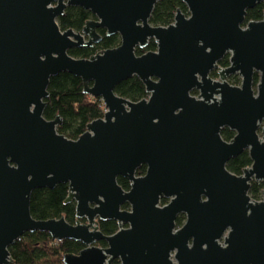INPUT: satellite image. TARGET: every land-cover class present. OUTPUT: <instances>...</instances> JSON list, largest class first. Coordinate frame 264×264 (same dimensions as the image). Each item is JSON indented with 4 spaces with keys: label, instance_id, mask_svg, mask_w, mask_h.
I'll list each match as a JSON object with an SVG mask.
<instances>
[{
    "label": "water",
    "instance_id": "95a60500",
    "mask_svg": "<svg viewBox=\"0 0 264 264\" xmlns=\"http://www.w3.org/2000/svg\"><path fill=\"white\" fill-rule=\"evenodd\" d=\"M158 1L0 0V264H13L10 245L35 231L84 244L64 264H264V190L260 200L249 195L252 181H264V13L246 19L264 0H183L188 14L178 9L167 26L150 22ZM68 6L95 18L62 30ZM99 28L120 44L70 55L99 43ZM150 41L156 50L138 55ZM228 53L229 66L219 67ZM60 72L80 77L106 108L77 139L58 132L60 115L44 116ZM236 73L240 86L227 81ZM133 76L148 93L136 102L115 92ZM224 127L235 132L229 141ZM246 150L252 164L231 172L229 160ZM59 183H68L75 224L31 214L33 191ZM162 197L171 200L160 206ZM180 213L186 222L175 230ZM106 220L119 230L103 233Z\"/></svg>",
    "mask_w": 264,
    "mask_h": 264
},
{
    "label": "trees",
    "instance_id": "16d2710c",
    "mask_svg": "<svg viewBox=\"0 0 264 264\" xmlns=\"http://www.w3.org/2000/svg\"><path fill=\"white\" fill-rule=\"evenodd\" d=\"M178 9L187 13V6L183 0H159L152 12L150 22L157 26H167L174 20V15ZM264 13V4L259 3L254 8L248 10L246 19L261 20ZM95 16L89 11L78 6H68L65 12L58 17V24L62 30L72 28L81 30L85 22ZM103 36L102 40L91 48H71L70 55L77 58H88L98 51L113 48L120 44L119 35L107 36L103 28L98 29ZM149 50H156V43L151 41L146 49L137 48L136 53L141 55ZM219 64L227 66L228 56L224 57ZM259 80V74H254V83ZM232 83H238L239 78L233 76ZM49 96L45 99L46 107L44 116L47 119H54L57 115L62 117V123L58 126V132L68 138L77 139L87 129V124L104 115L105 105L100 98L92 97L84 93L82 79L69 72H60L52 76L48 87ZM116 94L138 101L146 97L145 85L139 77L133 76L122 81L115 88ZM225 140H230L234 136V131L225 127L221 132ZM252 160L249 152L244 151L232 158L227 168L235 173L242 174L245 167L250 166ZM144 171V167L139 169V173ZM119 184L128 188L126 179L118 177ZM264 181H252L249 195L254 200H260L263 196ZM68 183H59L55 188H37L31 196V214L35 219L60 218L62 216L72 224L76 223L75 203H65L68 196ZM181 222V219L178 221ZM100 229L111 234L118 227L115 221L107 220L99 223ZM100 245L105 242L101 241ZM84 244L80 241L65 239L62 241L53 240L48 232L35 231L26 232L21 238L10 245L9 251L13 259V264H64L63 255L66 253H78L83 249ZM118 263V262H116Z\"/></svg>",
    "mask_w": 264,
    "mask_h": 264
},
{
    "label": "flooded vegetation",
    "instance_id": "af4514ba",
    "mask_svg": "<svg viewBox=\"0 0 264 264\" xmlns=\"http://www.w3.org/2000/svg\"><path fill=\"white\" fill-rule=\"evenodd\" d=\"M264 4V3H263ZM177 12V11H176ZM185 13V12H184ZM176 14V13H175ZM185 14H188V9H187V13H185ZM174 17H175V15H174ZM95 18V17H94ZM94 18H92V19H94ZM89 20H91V19H89ZM174 21V20H173ZM84 26V25H83ZM100 29V28H99ZM76 31H80V30H76ZM98 31V30H97ZM106 31V30H105ZM99 33V32H98ZM102 38H103V36H102ZM151 42V41H150ZM98 44V43H97ZM96 45V44H95ZM95 45H93V46H95ZM92 46V47H93ZM87 48H91V47H87ZM147 48V47H146ZM146 48H144V49H146ZM99 52V51H98ZM97 53V52H96ZM226 56H228V60H229V64H230V54L228 53V54H226L224 57H226ZM223 57V58H224ZM223 58H221L219 61H218V65H219V67H222V68H225V67H227V66H229V64L227 65V66H221L220 64H219V62L223 59ZM259 74V73H258ZM233 76H237L238 78H239V82L238 83H232L231 82V78L233 77ZM210 77H212L213 79H215V80H217V79H219V72H218V69L217 68H215V69H213V70H211L210 71ZM259 79H260V75H259ZM227 81L230 83V84H232V85H237V86H240L241 85V82H242V78L239 76V74L238 73H236V74H231V75H229L228 77H227ZM258 82H259V80H258ZM257 82V83H258ZM257 83L255 84L254 83V86L256 87V85H257ZM191 94L193 95V96H198L199 95V91L197 90V89H193L192 91H191ZM148 96V93H147V95H146V97ZM146 97H144V98H146ZM143 99V98H142ZM141 100V99H140ZM139 101V100H138ZM136 102V101H135ZM263 124V123H262ZM261 127H262V125H261ZM225 128V127H224ZM223 130V129H222ZM222 132V131H221ZM259 134L260 135H262V128H260V130H259ZM234 135H235V132H234ZM233 138V137H232ZM231 138V139H232ZM224 139V138H223ZM230 139V140H231ZM226 141H229V140H226ZM247 151V150H246ZM244 152V151H243ZM230 161V160H229ZM228 164V163H227ZM142 167H144V171H142L141 173H139V169L140 168H142ZM248 167V166H247ZM146 172H147V165L146 164H143V165H141L138 169H137V171H136V176H144L145 174H146ZM243 172V171H242ZM118 177H122V178H124L123 176H118ZM124 179H126V178H124ZM127 181H128V183H129V187L128 188H124V187H122V188H124L125 190H129L130 189V187H131V182L128 180V179H126ZM117 181H118V178H117ZM119 183V182H118ZM120 185V184H119ZM121 186V185H120ZM170 200H171V198H166V197H162L161 199H160V203H159V205L160 206H165V205H167L169 202H170ZM122 209H125V210H129L130 209V205L129 204H127V203H124L123 205H122ZM77 218V217H76ZM181 219V222L179 223L178 221ZM77 221V220H76ZM80 221L81 222H86V219L85 218H82V219H80ZM107 221V220H106ZM113 221H115V220H113ZM101 221H99V223H100ZM116 222V221H115ZM186 222V215H185V213H180V214H178V216H177V218H176V227H175V230H177V229H179V228H181L183 225H184V223ZM72 224V223H71ZM116 224H117V227H118V229L116 230V231H118L119 230V225H118V223L116 222ZM124 226L125 227H127L128 225L127 224H124ZM100 228V227H99ZM101 230V229H100ZM102 231V230H101ZM115 231V232H116ZM103 232V231H102ZM115 232H113V233H115ZM104 233V232H103ZM113 233H111V234H113ZM106 234V233H105ZM223 239H224V236L222 237V239L220 240V242H223ZM101 241H99L97 244L98 245H100L99 243H100ZM106 245V243L104 244V245H100V246H105ZM84 248V247H83ZM171 258L174 260V251L171 253ZM116 262H118V263H116ZM114 264H120V261L119 260H115L114 261Z\"/></svg>",
    "mask_w": 264,
    "mask_h": 264
},
{
    "label": "rangeland",
    "instance_id": "374dc122",
    "mask_svg": "<svg viewBox=\"0 0 264 264\" xmlns=\"http://www.w3.org/2000/svg\"><path fill=\"white\" fill-rule=\"evenodd\" d=\"M264 125V123L262 124V126Z\"/></svg>",
    "mask_w": 264,
    "mask_h": 264
}]
</instances>
